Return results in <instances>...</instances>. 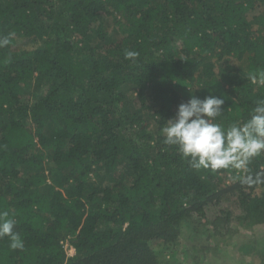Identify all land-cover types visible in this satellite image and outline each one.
<instances>
[{"label":"trees","instance_id":"1","mask_svg":"<svg viewBox=\"0 0 264 264\" xmlns=\"http://www.w3.org/2000/svg\"><path fill=\"white\" fill-rule=\"evenodd\" d=\"M3 37L0 211L25 246L0 239V264H174L181 239L183 262L221 264L238 226L264 224V151L196 170L162 131L192 95L224 99L225 129L250 118L264 0H0Z\"/></svg>","mask_w":264,"mask_h":264},{"label":"clouds","instance_id":"2","mask_svg":"<svg viewBox=\"0 0 264 264\" xmlns=\"http://www.w3.org/2000/svg\"><path fill=\"white\" fill-rule=\"evenodd\" d=\"M9 43L8 37L0 38V47ZM138 55L136 51H125V59L135 61ZM260 83L264 84V74ZM224 103V99L215 95L203 99L192 95L178 105L175 115L162 129L164 143L176 146L196 170L241 167L264 151V99L256 102L246 122L233 123L226 129L215 122L223 112ZM15 225L16 220L8 211H0V239L8 237L11 249L23 250L25 245L19 232L14 230Z\"/></svg>","mask_w":264,"mask_h":264},{"label":"rangeland","instance_id":"3","mask_svg":"<svg viewBox=\"0 0 264 264\" xmlns=\"http://www.w3.org/2000/svg\"><path fill=\"white\" fill-rule=\"evenodd\" d=\"M33 43L28 42L25 39H19L17 40V47L19 49H24V48H28V47H32ZM226 205H230L234 207V203L232 200L226 202ZM236 229V236H235V244H232V241H230V246L227 249H223L222 251L219 252V259H214L213 261H216L218 263L221 264H250V260L252 259V257L250 256H244L243 253L241 252L243 251H247L248 248H250L251 242L248 239L251 236H264V224H260L258 226H254L252 228L249 227H240ZM232 229V228H231ZM224 231V230H223ZM225 232V231H224ZM211 239L212 240H216V239H220V236H222L221 233H216V232H211ZM231 234H229L230 236ZM262 236V237H263ZM233 242V243H234ZM237 242V244H236ZM187 244H185V240H179V243L177 244V261L174 264H193V262L191 261H187L183 262V253H184V247H186ZM187 248V247H186ZM191 249V248H190ZM189 249V250H190ZM192 251V249H191ZM66 252H67V256L71 257L74 255L75 250L66 245ZM254 258V257H253ZM203 264H207V261L205 260L203 262ZM208 264H215L212 263L211 261L208 262Z\"/></svg>","mask_w":264,"mask_h":264}]
</instances>
